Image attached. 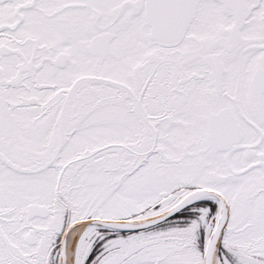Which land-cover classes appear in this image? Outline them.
<instances>
[{
  "label": "snow or ice",
  "instance_id": "1",
  "mask_svg": "<svg viewBox=\"0 0 264 264\" xmlns=\"http://www.w3.org/2000/svg\"><path fill=\"white\" fill-rule=\"evenodd\" d=\"M0 264H264V0H0Z\"/></svg>",
  "mask_w": 264,
  "mask_h": 264
}]
</instances>
